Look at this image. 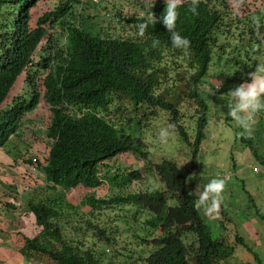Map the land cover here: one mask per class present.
I'll return each mask as SVG.
<instances>
[{
    "label": "trees",
    "instance_id": "trees-1",
    "mask_svg": "<svg viewBox=\"0 0 264 264\" xmlns=\"http://www.w3.org/2000/svg\"><path fill=\"white\" fill-rule=\"evenodd\" d=\"M40 1L0 0V146L19 125L23 111L35 103L31 105L26 100L12 105L6 103L17 88L19 76L26 74L25 83L31 95L39 98V91L32 90L37 89V77L44 74V98L53 111L51 129L55 137L46 173L66 188L82 184L96 189L109 185L113 196L99 200L92 197L88 204L92 212L103 208L102 205L110 209L109 219L103 222L105 226L95 225V230L98 236L103 235L100 241L107 242L111 253L96 252L92 247L75 249L79 244L73 229H68V234L63 229L73 220L77 207L55 195L48 203L28 206L43 230L25 245V255L47 256L44 264H48V259L53 264H122L126 259L129 264L141 260L143 264L147 261L151 264H221L241 245L247 247L239 235L236 243H230L227 236L220 239L226 231L224 222L211 225L215 218L204 217L189 184L192 176L202 178L197 171L198 155L206 139L212 109L226 107V86L230 90L257 68L255 62L259 57L254 56V50L264 30V10L245 14L243 19L230 7L232 0H201L199 14L193 15L190 0L182 3L177 30L190 41L185 55L171 46L170 34L159 21L166 8L164 2L159 7L154 2L152 5L144 3L143 10H136L127 18L115 3L106 1L103 12L111 10L117 23L131 28L133 34L125 37L119 35L121 33L104 35L102 31L108 25L96 22L99 14L85 21L90 25V19H94V26L90 27L98 26L100 32L84 27L76 11L80 2L76 0H47L50 9L36 17L33 9ZM241 1L251 5L254 0ZM145 22L148 27L145 36L140 37L138 24ZM153 39L160 40L155 48L151 46ZM210 74L215 79L211 84ZM170 75L185 78L184 91L197 107L173 103V86L166 82ZM206 84L207 91H202L201 86L206 88ZM163 85L164 89L159 92ZM213 94L215 99L210 98ZM126 98L131 101L133 114L130 106L125 105ZM175 100L177 102V91ZM122 104L126 119L116 115L122 110ZM156 107H162L169 121L177 124L178 134L189 147L192 158L189 166L183 160L176 163L164 158L152 165H147V160L122 178L108 175L101 181V168H108L106 162L121 152L135 150L141 157L147 156L140 137H132L128 129L135 119L141 121L140 115L144 116L145 109L151 111ZM105 112H110V116L104 115ZM189 119L194 123L190 133L186 125ZM111 128L120 136V144H111L112 131H115ZM257 128L255 125V135ZM254 140L253 137L247 145L249 150L252 148V154L258 149ZM261 163L264 164V159ZM236 165L238 162L233 164L235 170ZM148 172L154 183L147 181ZM119 206L122 213L116 209ZM142 216L145 219L140 223ZM131 219L139 224L138 231L132 229ZM87 223L93 224L91 220L83 222ZM149 236L163 241L154 248L140 246ZM56 242L61 245L57 246ZM133 249L136 251L130 254Z\"/></svg>",
    "mask_w": 264,
    "mask_h": 264
},
{
    "label": "rangeland",
    "instance_id": "rangeland-1",
    "mask_svg": "<svg viewBox=\"0 0 264 264\" xmlns=\"http://www.w3.org/2000/svg\"><path fill=\"white\" fill-rule=\"evenodd\" d=\"M99 1L100 0L98 1L82 0V2L80 1V5L77 9V11H79V14L81 15L79 17L80 22L81 23L83 22L84 27L93 29L94 33L100 32L101 31L100 27L98 26L94 28L90 27L91 25L94 26V19H90L91 20L90 25L88 23V20L85 21L86 18L99 14L95 17L96 22H100V23L102 22L104 25L106 26L108 25L102 31L104 35L112 36L114 34L121 33L119 35L125 37H128L131 34H133L130 33L131 28L128 29L123 28L122 24L117 23V17L115 16V13L111 12V10L107 9L105 13L103 12L102 8L105 6L106 1H108L109 3L111 2L112 4L115 3L116 7L122 11L124 17L133 16L136 13V10H143L144 6L142 4L144 3H148V4L150 3L152 5L154 2V4H156L157 7H159L161 3L164 2V0H137V1L136 0H101V3H103V5L101 6L99 4ZM133 3L135 4L133 5ZM49 9L50 8L48 7V1L42 0L38 4V6L33 9V13L37 17L39 14H42ZM110 25H112V27H110ZM259 49L261 51H259ZM254 56L263 58L262 61L263 65L261 66V68L258 69H264V33L263 34L261 33L259 46L255 48ZM37 59L38 58L35 57V60ZM213 60H216V57L213 58ZM258 69H256L254 74L256 76L263 77L261 76V74H263L264 71H257ZM209 78H210V82L215 81L212 75ZM20 85H21V78L17 84V88H19ZM163 89L164 86L161 87L159 92ZM225 90H224L225 93H228L230 91L227 86ZM11 97L12 96H10V98ZM184 103H189L194 106V104L190 102H184ZM41 106L43 107L44 105L41 104ZM216 108L219 109V107ZM222 112H223L222 120L220 119L218 121V124H216L215 133L211 131L209 133V137L212 138L210 139L211 140L210 147L207 148L206 143L203 142L202 144L203 152L200 151L201 154L199 153L198 155L199 164L197 166V171L199 172V174L202 175V178L195 179L192 176L191 177L192 182L190 181L189 186L191 185L190 190L197 196L199 206L203 211L202 213L204 217H206L209 220L215 218L214 222H211L212 226L222 224L221 220L224 218V216L229 218L228 223L230 226L225 224L228 228V231L227 233L225 231V234L228 236L229 241H231L232 239H230V237L232 233H230V231L233 232L234 238H235V234H238V230L235 229L236 227L234 225V222L241 223L242 225L247 224L246 219L249 220L250 218V220H256V217L258 216L259 213H264V164L261 163L262 160L264 159V142H262V140H259L260 141L259 144L255 145L256 147H258V149L260 147V153H258L260 160L254 159L253 157L255 156L251 153V149L249 150L248 147H246L248 145L246 139H249V137L240 134V130L236 128L234 121L231 119V117L228 116L226 107L222 108ZM261 114L264 116L263 113ZM165 115H168V113L157 108H154L148 113L146 119L149 121L150 123L149 125H152L154 127L153 132L150 131L149 127L146 125L144 120L140 121V123L134 122L128 129V131L132 134L133 137H141L144 134H147V136L149 137L146 140L147 144L144 147V150L148 151L149 153L148 154L149 162L147 165H152L154 161L161 159L165 155L168 158L172 157L173 159H179L180 157H184L188 161H190L191 154L188 152L189 147L186 141L182 140V138L179 136V134L176 131L168 132V135L163 140L160 138L159 133L162 130L161 126L167 125ZM216 118L217 117L214 116V119ZM225 118L228 119V122L225 121ZM193 124H194L193 121H190V119L186 123V125L189 126V130H188L189 133L193 130L191 129V125ZM256 125L263 128L261 131H259V134L262 135L264 132L263 131L264 120L258 119V121H256ZM169 149L171 153L169 152ZM126 156L135 157L138 159L141 158L129 153H127ZM250 158H251L250 160L251 167H249L247 165L249 163L246 162V160ZM130 160H133V158ZM236 162H238V165H236V170H235L233 169L234 167L233 164H236ZM118 163L126 164V161L124 160L122 155H120L119 159H115L114 161V165L116 169L118 171H121L122 169L117 168ZM255 168L259 172H256ZM223 171H233V175L230 181L225 182V187L223 192L221 193V196L216 200L215 204H213L211 196H209L208 200L206 201V203L208 204H205V202H201L200 197L205 191V186L212 179H223L222 177L218 176V173H222ZM145 177L147 178L149 184H151V179H152L151 174L148 172L147 175H145ZM140 182L141 181L137 183L140 184ZM85 191L86 189H79L78 191H75L76 197L73 199H76L79 196H81L82 198L84 196ZM220 200L222 203L221 205H220ZM220 206L223 209L218 210ZM82 209L85 212H89L90 208L83 207ZM116 209L122 213L121 210L122 207L119 206ZM247 214H249L250 217H248ZM114 218L116 219V216ZM91 219L92 216L87 218L86 221ZM122 228L123 226L120 227L118 231L121 230ZM240 230H245L244 225L242 226V228L239 229V231ZM234 242L235 240L232 243ZM134 250L136 251V249ZM116 260L120 261L119 257L118 258L116 257ZM241 262L242 261H240L239 263Z\"/></svg>",
    "mask_w": 264,
    "mask_h": 264
},
{
    "label": "water",
    "instance_id": "water-1",
    "mask_svg": "<svg viewBox=\"0 0 264 264\" xmlns=\"http://www.w3.org/2000/svg\"><path fill=\"white\" fill-rule=\"evenodd\" d=\"M76 1L79 2L80 0H76ZM99 4H101V0L99 1ZM243 11L244 10H240L239 12H237V14L242 15ZM245 11L247 12V15H250L253 14L254 9L246 8ZM258 61L259 62L263 61V58H258ZM44 79H45V75L42 74L39 76L37 82V87L39 89L38 91H40L42 95V99L39 102L36 101L34 103L37 108L34 111L32 110L30 111L28 109L23 111L22 113L23 115L20 119L19 125L9 135L7 142L4 145L0 146V155L2 156L4 155L7 157L10 156L13 162V169L14 166H17V168L20 170V178L15 180V184H16L15 186H17L16 189L18 195L16 198H14L13 201L14 203L11 206L13 207L14 210H17L19 216H21L20 219L25 217V219H28L31 222L32 226L38 229L39 232H37V235H39L40 232L43 230V226H41V224H39V222L37 221V216L34 213V211L33 213H30L28 206L33 203L34 204L40 202L48 203L49 202L48 200L55 197V195H60L65 200H67L68 202L72 203L77 207V211L73 214L72 217L73 220L71 221L70 224H68V226H66V228L63 229L65 234L69 233L68 229L70 228L73 229L72 232H74L75 240L79 244L78 247H76L75 249L78 250L81 247L82 249L86 250L92 247V249L95 250L96 252L97 250H101L102 252L105 253H111V248L107 245V242H105L104 240L100 241L103 235L98 236V230H95V225H99L100 227L105 226L103 222L104 221L106 222V219L107 220L109 219L110 210L108 209V207L102 205L103 208L94 210L92 212L91 210L92 207L91 205L88 204L89 199L92 197H95V199L99 200V198L104 199L113 196L111 195L113 192L109 188V185H107L105 188L100 187L96 189L84 186L82 184L74 188H68V187L66 188L62 186V184H59L55 180H53L48 172L46 173V168L48 167V160L52 150L54 149V147L52 146L55 142V137L54 135H52V129H51L54 126L53 111L51 105L49 104L50 102L44 98V93L46 90V85H44ZM23 100L29 101L30 96L26 94L23 97ZM130 102L131 101L128 98H126L125 105L127 107L130 106L131 108L130 110L132 113V105ZM173 103L177 104L175 99H173ZM41 104H43L44 106L42 107ZM121 107L122 110H120V113L119 112L116 113V115H119L120 117L123 115L122 112H124L125 110V109L123 110L124 107L123 104ZM156 108L163 110L162 107L160 108L156 107ZM153 109L154 108H152V110ZM145 111L146 112L144 116L140 115V117L142 118L141 121L144 120L146 125L149 127L150 131L153 132L154 127L152 125H149L150 123L146 119L148 113L150 112L149 108L145 109ZM104 115L110 116V112H105ZM165 117H166L167 125L166 126L163 125L161 126V128L166 129L167 132L176 131L178 133L177 124L172 121H169L168 115H165ZM134 122H139V119L137 120L135 119V121H132L131 124H133ZM112 132L113 135L111 136V138L113 140L111 144H115V143L120 144L118 142L120 136L117 134L116 130ZM261 136L262 135H260L258 132L257 137H255V135L253 134L247 140H253L254 137L255 139L254 141H256ZM148 138L149 137L147 136V134H144L143 136L140 137V141H142L141 145L143 146V148L147 144L146 140ZM43 141H45L46 143H40L39 145H34V143L43 142ZM201 151H203L202 147H201ZM188 152L190 153V151ZM127 153L135 155L137 157H141L135 150L121 152L120 154L115 156L112 160L106 162V164L109 165L108 168L105 167L101 168L100 171L101 173L99 174L101 181L107 179L108 175L122 178L127 175L128 171L132 170V166L134 164L137 165V169H139V167L142 166V164H144V162L148 160V153L145 158L141 157L139 159L135 157L126 156ZM120 155H122V157L126 161V164L118 163L117 168L122 169L121 171H118L117 169L115 170L114 168L115 167L114 161L115 159H119ZM53 158L57 160V158L55 157ZM132 158L133 160H130ZM164 158L172 159L176 163H179L182 159L184 163L187 164L188 166L191 163L190 161H186L185 160L186 158L184 157H180L179 159H173L172 157L168 158L166 155L163 156L161 159H159V161H162ZM101 164L102 163H100V165ZM23 181H25L24 185H22ZM151 181L154 183V179H152ZM79 189H86V191L84 192V196L82 198L81 196H79L76 199H73L76 197L75 191H78ZM34 201H38V202H34ZM83 207L90 208L89 212H85L82 209ZM0 208H2V206ZM90 216H92L91 221L93 222V224L90 225L87 223V225H84L83 222H85L87 218H89ZM144 219L145 218L143 216L140 217V223H142ZM129 221L133 230L135 229L138 231V229H140L139 224L134 222V220L131 219ZM60 232L62 233V229L60 230ZM15 234H17V232ZM37 235L33 237L25 236L23 237V239H21V246H22L21 252L24 254V257H26L29 261L34 262V264H43V261L45 260V258H47V256H40L41 254L39 253H34L28 256L25 255V253L23 252V248L25 247V245H27L30 241L36 238ZM150 236L144 238L142 245L148 246L149 248L150 247L154 248L158 246L160 242L163 241V239L160 238L154 239L155 237H150ZM56 244L57 246L61 245L60 242H56ZM47 263L53 264L51 259H48Z\"/></svg>",
    "mask_w": 264,
    "mask_h": 264
},
{
    "label": "clouds",
    "instance_id": "clouds-1",
    "mask_svg": "<svg viewBox=\"0 0 264 264\" xmlns=\"http://www.w3.org/2000/svg\"><path fill=\"white\" fill-rule=\"evenodd\" d=\"M82 2V0H80ZM79 1V2H80ZM188 2V0H164V3L166 4V8L164 11V14L161 15L159 17V21L163 23V25L166 27L168 33L170 34V42H171V46L181 50L185 55L188 54L189 49H190V41L187 37L182 36L181 33L177 30V21L179 19L180 16V7L182 5V3ZM200 2L201 0H190V11L192 12L193 15H198V9L200 6ZM231 8H233L236 12H239L240 10H244L242 15L238 14L239 17H242L243 19L246 18L245 14H247V12L245 11V9L247 8L244 5H236V4H229ZM262 4H260L259 6H261ZM259 6H257L253 13L259 9ZM78 8H76L77 11ZM79 12V11H78ZM77 12V13H78ZM150 17L154 18L157 21V19L155 18V15L153 13H150ZM257 23V27L259 28V21H256ZM148 27V23H140L138 24V30H139V35L140 37H144L145 36V32L146 29ZM259 34V33H257ZM160 44V40L159 39H153L151 42V46L153 48L157 47ZM170 53V52H169ZM167 53V54H169ZM36 56H34L35 59ZM38 60V59H37ZM255 64H257V68H261V66L263 65V62H259L257 60V62H255ZM256 71V70H255ZM255 71H253L251 74H247V78H245L242 82L235 84V86H233L230 91L227 93V99L225 101L226 104V108H227V114L229 117H231V119L234 121V124L236 126L237 129L240 130V134L241 135H245L248 137H251L254 134L255 131V125H256V118L262 119L264 120V116L261 114H264V77H259L256 76L254 73ZM257 71H264V69H258ZM40 76V75H39ZM37 77V82H38V78ZM211 76V74H210ZM209 76V77H210ZM25 77L26 74L22 73L19 76L18 82L21 78V85L19 88L15 89L14 93L11 94V98L9 97L6 100L7 104L12 105L14 102H18L20 100H23V97L27 94L30 96V100L27 101L29 102V104H33L36 101H40L42 99V95L41 92L39 91V98H37L36 96H32L31 95V91L29 86L25 83ZM167 83L172 84L173 86V99H175V94L177 91V103L181 104L184 102H190L193 103L195 107L196 104L190 100L189 97H187L184 89H185V78H181L180 75L178 76H174V75H170L169 79H167L166 81ZM212 82H210L211 84ZM207 84H206V88L203 86H201V90L202 91H207ZM211 86V85H210ZM218 86H220L218 84ZM215 86V87H218ZM17 87V86H16ZM219 89V88H216ZM215 89V90H216ZM38 87L37 89H33L32 91H38ZM214 93V92H213ZM210 98L215 99V95H211ZM34 101V102H33ZM36 105L33 104L31 106V108L29 109L30 111H34L36 109ZM220 109V108H219ZM218 108H214L211 111V119H210V123L208 125V129L206 131L207 135H206V139L204 140V143H206L207 148L210 147V137H209V133L214 132L215 133V126L216 124H218V121L221 119L222 120V116H223V112L222 110H219ZM214 116H216L217 118L214 119ZM122 118L123 115L121 116ZM126 119V118H124ZM221 122V121H220ZM111 130H115L112 129ZM259 131H257L258 133ZM160 138L163 140L167 135L168 132L166 129H162L159 133ZM255 137H257V134L255 135ZM260 140H262V142H264V133L262 134V136L259 138ZM259 139H257L256 141H258L256 144H259ZM249 140H247L248 143ZM203 150V147H202ZM203 152V151H202ZM257 150L254 152L256 154ZM254 154V156H255ZM192 158H190L191 160ZM186 161H188L187 159H185ZM116 170V167H114ZM135 168L137 169V166H134V170ZM256 172L257 169L255 168ZM133 172V171H132ZM233 172V171H232ZM232 172H230V176H232ZM232 177H228V176H223V179H212L206 186H205V191L204 193L201 195L200 200L201 202H206L209 198V196H211L212 198V202L213 204H215L216 200L221 196V193L224 190L225 187V182H228L231 180ZM221 200H220V205H221ZM220 209H223L221 206L219 207ZM248 217L249 214H247ZM260 217H264V213H259L258 216L256 217V220H264V219H260ZM224 222V225H229L227 217L224 216V218L221 220V222ZM247 222V219H246ZM249 223H252V220H250L248 223L246 224V228L245 230H240L238 232L237 235L241 236V239L244 240L247 245V247H244L243 245H241L240 248H238L236 251H234L229 257L225 258L221 264H237L240 261H242L239 264H261V262H264V244L261 242L263 235L260 234L259 236L255 235L257 234V230H253V225ZM254 223V222H253ZM225 225V229H226V233L228 231L227 226ZM230 226V225H229ZM230 233H232L230 239H232L230 241V243H232L234 240H236V238L233 237V232L230 231ZM262 235V237H261ZM234 238V239H233ZM140 246H144L141 245ZM151 248V247H150ZM136 254V253H134ZM143 260H141L140 262H138L137 264H143ZM258 262V263H257ZM147 264H151L150 261H147Z\"/></svg>",
    "mask_w": 264,
    "mask_h": 264
},
{
    "label": "crops",
    "instance_id": "crops-1",
    "mask_svg": "<svg viewBox=\"0 0 264 264\" xmlns=\"http://www.w3.org/2000/svg\"><path fill=\"white\" fill-rule=\"evenodd\" d=\"M262 129L259 127L257 131ZM19 178L20 170L17 166H14L13 169L12 158L0 155V207L2 206L0 208V264H34V262L24 257L21 252V239L25 236L33 237L39 231L25 217L20 219L21 216H19L17 210H14L11 206L14 203V198L18 195L15 180ZM24 184L25 181H23L22 185ZM260 219H264V217H260ZM234 224H236L238 230L243 225L247 229L246 224L242 225L238 222H234ZM249 224L250 226L251 224L253 225V230H257L258 233L255 235H263L261 242L264 244V220H252V223ZM16 232L17 234H15Z\"/></svg>",
    "mask_w": 264,
    "mask_h": 264
},
{
    "label": "bare ground",
    "instance_id": "bare-ground-1",
    "mask_svg": "<svg viewBox=\"0 0 264 264\" xmlns=\"http://www.w3.org/2000/svg\"><path fill=\"white\" fill-rule=\"evenodd\" d=\"M95 1H98V0H95ZM229 1V0H228ZM233 2H232V4H236V5H239V4H241V5H244V6H249L248 8H252V9H255L257 6H259L260 4H262L261 6H259V9H263L264 10V0H254L253 1V4H251V5H248V1H246V2H244V1H239L238 0V2H237V0H232ZM230 4V3H229ZM128 18V17H127ZM264 25V24H263ZM262 34L264 33V30L261 32ZM212 41V40H211ZM213 42V41H212ZM215 43V42H214ZM213 43V44H214ZM212 47H213V45H212ZM213 49V48H212ZM259 51H261L260 49H259ZM261 76H263L264 77V73L263 74H261ZM218 90V89H217ZM222 92H223V90H222ZM258 119L259 118H257V120L256 121H258ZM259 127V126H258ZM191 129H194V126L193 125H191ZM264 131V130H263ZM262 133V132H261ZM255 135V134H254ZM214 141V140H213ZM212 141V142H213ZM40 143H46L45 141H43V142H38V143H34L35 145H39ZM252 149V148H251ZM256 149V148H255ZM200 150V149H199ZM248 150V149H247ZM254 152V151H253ZM258 153H260V147H259V149H257V152H256V156L255 157H253L254 159H257V160H260L259 159V156H258ZM201 154V153H200ZM251 158L250 159H248L246 162L247 163H249V164H247L249 167H251ZM195 163V162H194ZM193 164V163H192ZM134 166H135V164H134ZM134 166H133V168H134ZM194 166V165H193ZM192 166V167H193ZM132 168V169H133ZM192 169V168H191ZM195 169V168H194ZM228 173V174H227ZM196 175V174H195ZM213 175V174H212ZM220 177L221 176H228L229 178L230 177H232V176H230V172L229 171H223L220 175H219ZM190 177V176H189ZM192 182V181H191ZM202 182V181H201ZM206 182V181H205ZM207 184V183H206ZM194 198V197H193ZM262 198V197H261ZM196 201V200H195ZM196 203V202H195ZM198 206H199V202H198ZM256 206V205H255ZM207 207V206H206ZM199 208L201 209V207L199 206ZM213 218V217H212ZM212 220V219H211ZM227 220H229V218L227 217ZM235 225V227H236V224H234ZM239 225V224H238ZM225 226V225H224ZM235 229H237V227L235 228ZM234 229V230H235ZM232 230V229H231ZM238 230V229H237ZM238 232H239V230H238ZM237 233V232H236ZM145 234V233H144ZM141 235V234H140ZM226 234H225V232H224V234H223V236L220 238V239H223V238H225L226 239ZM236 236H237V234H235V238H236ZM228 237V236H227ZM234 243H236V242H234ZM135 250L133 249L132 250V252H130V254H132L133 252H134ZM117 252V250H115V253ZM117 258H118V256H117ZM138 259V258H137ZM136 259V260H137ZM120 260V259H119ZM119 262V261H118ZM129 260L128 259H126V260H124L123 262H122V264H129ZM258 263V262H257ZM237 264H239V263H237ZM259 264H260V262H259ZM261 264H264V262H261Z\"/></svg>",
    "mask_w": 264,
    "mask_h": 264
}]
</instances>
